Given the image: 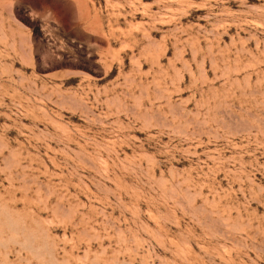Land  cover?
<instances>
[{"label":"rangeland","instance_id":"374dc122","mask_svg":"<svg viewBox=\"0 0 264 264\" xmlns=\"http://www.w3.org/2000/svg\"><path fill=\"white\" fill-rule=\"evenodd\" d=\"M0 264H264V0H0Z\"/></svg>","mask_w":264,"mask_h":264}]
</instances>
